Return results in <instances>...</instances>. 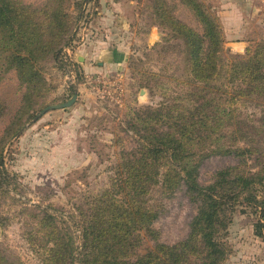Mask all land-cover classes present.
Wrapping results in <instances>:
<instances>
[{
	"label": "rangeland",
	"instance_id": "1",
	"mask_svg": "<svg viewBox=\"0 0 264 264\" xmlns=\"http://www.w3.org/2000/svg\"><path fill=\"white\" fill-rule=\"evenodd\" d=\"M14 1L26 36L35 32L32 27L41 33L54 10L71 17L72 25L58 62L44 57L32 69L38 76L30 84L7 63L12 45L0 34V249L17 264H46L53 246L47 234L54 225L71 244L66 264H80V215L90 216L91 204L103 207V199H124L115 195L112 183L126 158L122 152L136 144L127 127L154 125L158 114L153 111L162 107L175 112L192 106L187 97L194 83L172 22L202 34L194 12L200 2L219 26L218 60L224 65L264 40V0ZM73 94L70 106L42 113ZM231 108L205 150L238 146L253 154L239 164L231 156L209 157L199 168L202 183L220 168L237 165L236 171L246 173L264 161V100L244 97ZM165 191L156 184L146 196L144 205L154 219L137 231L131 261L188 233L195 204L183 187ZM46 215L53 218L51 227L40 220ZM256 221L250 208L236 207L218 233L224 250L218 264H264V238L255 233Z\"/></svg>",
	"mask_w": 264,
	"mask_h": 264
},
{
	"label": "trees",
	"instance_id": "2",
	"mask_svg": "<svg viewBox=\"0 0 264 264\" xmlns=\"http://www.w3.org/2000/svg\"><path fill=\"white\" fill-rule=\"evenodd\" d=\"M194 12L202 22V34L180 23L171 24L180 36L194 83L187 97L192 106L175 112L162 107L153 111L158 114L154 125L127 127L132 130L136 144L130 151L122 152L126 158L121 169H116L112 183L115 195L124 199H103L99 202L103 207L91 204L90 216L80 215L83 242L80 264H218L224 254L218 233L238 206L250 208L256 214L255 233L264 238V161L259 160L255 171L238 172L235 170L238 166L232 165L215 171L206 184L199 179V168L209 157L231 156L239 164L253 154L249 147L205 149L211 144L212 132L234 110L231 106L238 99L264 100V40L220 65L218 54L223 39L219 26L200 2L195 4ZM49 17L41 33L32 27L29 29L35 32L29 30L26 36L20 6L14 0H0V34L12 45L6 60L17 70L19 79L28 84L38 76L32 69L44 57L58 62L72 25V18L62 10H54ZM235 82L240 85L231 84ZM216 109L220 112L211 115ZM261 131L264 133V127ZM156 184L170 193L183 187L196 212L183 239L172 245L157 243L131 261L130 255L139 242L137 231L148 227L154 219L144 202ZM52 219L46 215L40 220L51 227ZM53 228L47 234V241L53 246L48 248L46 264H66L71 244L55 233L56 226ZM0 264L17 263L0 249Z\"/></svg>",
	"mask_w": 264,
	"mask_h": 264
},
{
	"label": "water",
	"instance_id": "3",
	"mask_svg": "<svg viewBox=\"0 0 264 264\" xmlns=\"http://www.w3.org/2000/svg\"><path fill=\"white\" fill-rule=\"evenodd\" d=\"M75 99H76V94H73L72 97L69 100H67L66 102L59 103V104H54V105H50V106L46 107L42 111V113L46 112L49 109L68 107V106H70L75 101Z\"/></svg>",
	"mask_w": 264,
	"mask_h": 264
},
{
	"label": "crops",
	"instance_id": "4",
	"mask_svg": "<svg viewBox=\"0 0 264 264\" xmlns=\"http://www.w3.org/2000/svg\"><path fill=\"white\" fill-rule=\"evenodd\" d=\"M237 43H239V42H237ZM243 44H244L243 41H240V46H238V48L242 49V47H244Z\"/></svg>",
	"mask_w": 264,
	"mask_h": 264
}]
</instances>
